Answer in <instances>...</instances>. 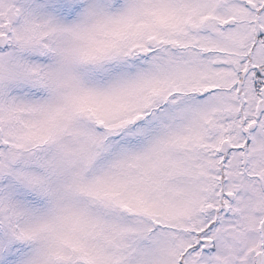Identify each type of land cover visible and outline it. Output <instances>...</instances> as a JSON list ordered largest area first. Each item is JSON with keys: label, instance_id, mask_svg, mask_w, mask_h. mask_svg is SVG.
<instances>
[{"label": "snow or ice", "instance_id": "1", "mask_svg": "<svg viewBox=\"0 0 264 264\" xmlns=\"http://www.w3.org/2000/svg\"><path fill=\"white\" fill-rule=\"evenodd\" d=\"M0 264H264V0H0Z\"/></svg>", "mask_w": 264, "mask_h": 264}]
</instances>
